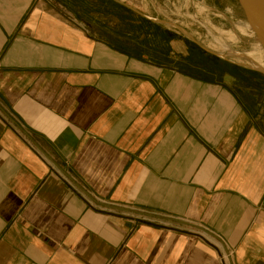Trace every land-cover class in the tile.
<instances>
[{
  "label": "crops",
  "instance_id": "crops-1",
  "mask_svg": "<svg viewBox=\"0 0 264 264\" xmlns=\"http://www.w3.org/2000/svg\"><path fill=\"white\" fill-rule=\"evenodd\" d=\"M95 4L0 0V264H264V76L185 72L137 6L95 38Z\"/></svg>",
  "mask_w": 264,
  "mask_h": 264
},
{
  "label": "rangeland",
  "instance_id": "rangeland-1",
  "mask_svg": "<svg viewBox=\"0 0 264 264\" xmlns=\"http://www.w3.org/2000/svg\"><path fill=\"white\" fill-rule=\"evenodd\" d=\"M90 1H96L95 9L98 8L97 1L99 2L101 13L105 14L100 18L106 19L103 27L85 28L95 38H109L112 41L115 32L129 33V22L134 19L131 10L137 6L153 14L152 19L167 25L172 31L182 36L185 35L181 29L187 31L198 43H187L189 55L184 66L185 72L214 80L225 78L226 75L235 79L243 78L244 81L247 78L249 83L255 84H258V76H264V46L251 28L238 0ZM111 4H116L121 9L110 11L109 8L114 6ZM119 18L126 21L122 22ZM121 44L129 46L125 42H118L117 45ZM228 51L244 57L228 55Z\"/></svg>",
  "mask_w": 264,
  "mask_h": 264
},
{
  "label": "water",
  "instance_id": "water-1",
  "mask_svg": "<svg viewBox=\"0 0 264 264\" xmlns=\"http://www.w3.org/2000/svg\"><path fill=\"white\" fill-rule=\"evenodd\" d=\"M238 3L242 8L251 28L257 34L259 41L264 46V0H238ZM105 207L114 210L123 211V209L121 208H115L108 205H106ZM149 217H154V216H149ZM181 224L194 227L198 229L202 234L220 241L219 238L213 236L211 233H209L207 230L203 228L196 227L184 222H182ZM224 250L226 254L229 255V252L226 250V248H224Z\"/></svg>",
  "mask_w": 264,
  "mask_h": 264
},
{
  "label": "bare ground",
  "instance_id": "bare-ground-1",
  "mask_svg": "<svg viewBox=\"0 0 264 264\" xmlns=\"http://www.w3.org/2000/svg\"><path fill=\"white\" fill-rule=\"evenodd\" d=\"M181 31H183L182 29H181ZM186 34V33H185ZM187 36V35H186ZM189 37V36H188ZM229 54H233L234 56H238V57H244V56H242V55H240V54H238L237 55V53H232V52H230V51H228V55ZM247 58V57H246ZM248 59V58H247ZM251 63H253V62H251ZM253 64H255V63H253ZM256 67H258L259 69H261L262 70V68H260V66H258V65H256Z\"/></svg>",
  "mask_w": 264,
  "mask_h": 264
}]
</instances>
